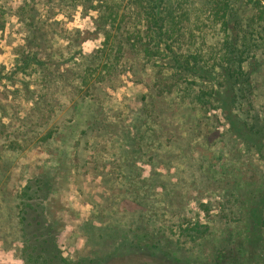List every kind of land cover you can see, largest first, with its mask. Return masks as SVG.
<instances>
[{"label":"rangeland","instance_id":"rangeland-1","mask_svg":"<svg viewBox=\"0 0 264 264\" xmlns=\"http://www.w3.org/2000/svg\"><path fill=\"white\" fill-rule=\"evenodd\" d=\"M201 1L178 0L196 14ZM22 3L0 0V77L13 70L17 49L25 45L24 28L16 17ZM92 8L71 11L63 5L64 12L53 17L67 31L93 32L91 19L97 13ZM49 34L56 36L52 27ZM101 41L87 40L81 51L91 53ZM56 42L68 52L66 43ZM259 53L258 59L251 57L256 90L252 99L263 111L264 47ZM141 64L148 65L144 60ZM146 71L142 83L126 74L107 91L106 109L112 113L104 143L95 132L82 136L79 121L65 126L67 112L53 117L50 113V119L30 113L24 121L14 108L0 112V264H23L17 195L39 172L55 169L45 207L57 225L61 254L73 263L100 259L99 264H264V149L261 156L242 152L226 134L224 122H206L208 116L189 98L181 100L184 84L164 96ZM24 80L35 82L29 74ZM11 89L0 88L5 92L0 94L3 106L15 97ZM54 95H60V102L68 96L63 90ZM19 104L14 107L26 106L22 116L32 107ZM139 116L146 117L144 128L151 129L152 142L120 147L119 134L133 128V118ZM48 130L53 137L43 141ZM120 151H129L130 162L136 164L133 175L125 177L116 167L104 165ZM256 204L249 235L245 213ZM105 227L112 235H106Z\"/></svg>","mask_w":264,"mask_h":264},{"label":"trees","instance_id":"trees-1","mask_svg":"<svg viewBox=\"0 0 264 264\" xmlns=\"http://www.w3.org/2000/svg\"><path fill=\"white\" fill-rule=\"evenodd\" d=\"M63 5L71 11L93 7L97 13L91 19L93 32L61 28L53 16L64 12ZM200 6L196 14L178 0H23L16 17L24 28L25 45L17 49L13 70L0 77L1 89L6 92L5 88L11 87L15 97L23 96L20 100L12 97L7 106L0 103V112L14 108L23 121L30 113L50 119L57 112H67L68 117L62 121L65 126L79 121L82 136L95 132L104 143L111 125L108 114L112 113L111 108L106 109L107 91L113 90L116 81L126 74L142 83L140 77L145 76L147 69L156 91L170 95L184 84L181 100L189 98L190 104L208 116L206 122H224L226 134L242 152L261 156L264 110L256 108L252 99L256 90L251 78V68L255 66L251 57L262 56L259 50L264 47V0H204ZM52 11L57 12L51 15ZM51 27L56 36L49 34ZM100 38L97 49L91 53L81 51L85 41ZM56 39L67 44L68 52ZM143 60L148 65L141 64ZM167 72L173 74L169 76ZM28 74L35 82L24 80ZM31 86L36 90H30ZM61 90L68 96L63 95L60 102V95L54 93L60 94ZM4 91L0 90V94ZM8 97L5 95V99ZM19 101V105H32L24 116L26 106L14 107ZM142 117L133 118V128L119 134L120 147L152 142L148 132L151 129L144 128L147 119ZM53 134L48 130L42 140L52 139ZM113 155L104 165L116 167V172L125 177L126 173L133 175L136 164L130 162L129 151H120L117 158ZM56 172L57 169L39 172L17 195L22 262L99 264L100 259L73 263L61 254L57 225L45 207ZM257 207L256 204L252 209L250 205L245 213L249 235L254 226L249 219L258 212ZM105 231L112 235L108 227Z\"/></svg>","mask_w":264,"mask_h":264}]
</instances>
